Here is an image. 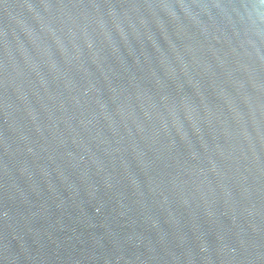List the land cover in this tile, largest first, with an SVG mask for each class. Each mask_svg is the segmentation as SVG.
Returning a JSON list of instances; mask_svg holds the SVG:
<instances>
[{
	"label": "water",
	"instance_id": "1",
	"mask_svg": "<svg viewBox=\"0 0 264 264\" xmlns=\"http://www.w3.org/2000/svg\"><path fill=\"white\" fill-rule=\"evenodd\" d=\"M0 264H264V0H0Z\"/></svg>",
	"mask_w": 264,
	"mask_h": 264
}]
</instances>
